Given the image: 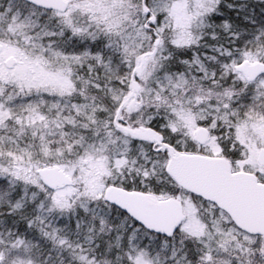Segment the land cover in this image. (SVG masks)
Listing matches in <instances>:
<instances>
[{
  "label": "snow or ice",
  "instance_id": "1",
  "mask_svg": "<svg viewBox=\"0 0 264 264\" xmlns=\"http://www.w3.org/2000/svg\"><path fill=\"white\" fill-rule=\"evenodd\" d=\"M0 264H264V0H0Z\"/></svg>",
  "mask_w": 264,
  "mask_h": 264
}]
</instances>
